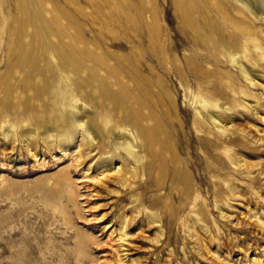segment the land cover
<instances>
[{
	"label": "rangeland",
	"instance_id": "374dc122",
	"mask_svg": "<svg viewBox=\"0 0 264 264\" xmlns=\"http://www.w3.org/2000/svg\"><path fill=\"white\" fill-rule=\"evenodd\" d=\"M252 4L0 0V264H264Z\"/></svg>",
	"mask_w": 264,
	"mask_h": 264
},
{
	"label": "bare ground",
	"instance_id": "6f19581e",
	"mask_svg": "<svg viewBox=\"0 0 264 264\" xmlns=\"http://www.w3.org/2000/svg\"><path fill=\"white\" fill-rule=\"evenodd\" d=\"M250 8L254 12H258L260 14V16H263L262 19L264 20V0H253V4L250 6ZM103 114L105 115L104 117L106 118V121H107L109 119V113L104 112ZM80 127H84V124H82ZM153 130H155V129H153ZM82 137H83V140L85 141V143L91 142L92 144H95V140H94V138H92L90 136V132L89 131H86V132L82 133ZM113 144H114V147L116 148V150L119 151L120 153H124L125 152L132 158L133 157H137V155H136L137 153H136L135 147L133 146L132 143L126 142V141L125 142H121L120 140L115 139L113 141ZM119 159H120V161L122 163V167H123V164H126V162H125L123 157H119ZM122 167L120 166L119 168H117L115 173L120 174L121 171H122Z\"/></svg>",
	"mask_w": 264,
	"mask_h": 264
}]
</instances>
